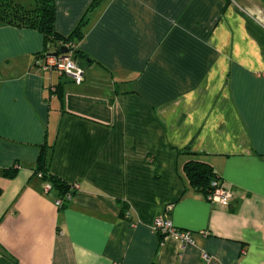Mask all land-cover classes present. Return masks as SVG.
Returning <instances> with one entry per match:
<instances>
[{
  "label": "crops",
  "instance_id": "obj_1",
  "mask_svg": "<svg viewBox=\"0 0 264 264\" xmlns=\"http://www.w3.org/2000/svg\"><path fill=\"white\" fill-rule=\"evenodd\" d=\"M239 1L57 0L58 33L85 22L81 84L0 24V264H264V0ZM44 146L80 187L60 207ZM192 160L229 206L190 185ZM162 216L194 243L154 233Z\"/></svg>",
  "mask_w": 264,
  "mask_h": 264
},
{
  "label": "trees",
  "instance_id": "obj_2",
  "mask_svg": "<svg viewBox=\"0 0 264 264\" xmlns=\"http://www.w3.org/2000/svg\"><path fill=\"white\" fill-rule=\"evenodd\" d=\"M29 5H25L22 0H0V24L16 28L35 30L43 35L45 44L46 58L51 53L50 47H58L55 53L59 54L62 47L66 44L75 43V39H81V29L85 22L76 27L70 36H63L56 31V2L57 0H28ZM96 6L92 4L90 10ZM78 54L77 48L74 56ZM53 159V150L44 146L38 158L34 174L50 184L52 189L58 191L61 199L70 192V185H66L60 179L54 177L50 171V165ZM184 172L190 185L198 192L206 194L208 197L214 191L212 184L218 181L213 168L203 162L192 160L184 167ZM17 170H5L6 178H14ZM76 193V192H75ZM72 192V195L75 194ZM1 195V191H0Z\"/></svg>",
  "mask_w": 264,
  "mask_h": 264
},
{
  "label": "built area",
  "instance_id": "obj_3",
  "mask_svg": "<svg viewBox=\"0 0 264 264\" xmlns=\"http://www.w3.org/2000/svg\"><path fill=\"white\" fill-rule=\"evenodd\" d=\"M231 3H236L235 0H228ZM65 47L68 49V54H57L56 56H47L45 64L43 65L45 70H55L62 76L72 77L77 84H81L84 81V70L75 61L74 51L76 45L73 43L66 44ZM41 178V175H39ZM214 191L209 196L212 201L218 202L223 206H229L232 201V193L227 190L218 181L212 184ZM79 185L70 186V192L65 196L64 199H59L56 202L58 207L62 206L65 202L72 201V192L79 190ZM51 189L47 186L45 189L48 192ZM153 231L157 235L161 236L163 240L174 239L181 243L183 247L193 244L192 233L189 231L179 230L174 227L173 223L167 218V216H162L156 219L153 225ZM204 258L209 260L208 255H204Z\"/></svg>",
  "mask_w": 264,
  "mask_h": 264
},
{
  "label": "rangeland",
  "instance_id": "obj_4",
  "mask_svg": "<svg viewBox=\"0 0 264 264\" xmlns=\"http://www.w3.org/2000/svg\"><path fill=\"white\" fill-rule=\"evenodd\" d=\"M22 2L25 4V5H29V1L28 0H22ZM236 2L239 4V6L240 7H242V8H244V6L245 5H243L239 0H236ZM248 3H249V1H248ZM58 47H55L54 45H52L51 47H50V50H55V49H57Z\"/></svg>",
  "mask_w": 264,
  "mask_h": 264
},
{
  "label": "water",
  "instance_id": "obj_5",
  "mask_svg": "<svg viewBox=\"0 0 264 264\" xmlns=\"http://www.w3.org/2000/svg\"><path fill=\"white\" fill-rule=\"evenodd\" d=\"M59 54L61 55H64V54H68V49L66 47H62L59 51ZM57 53H53V54H50L49 56H56Z\"/></svg>",
  "mask_w": 264,
  "mask_h": 264
}]
</instances>
